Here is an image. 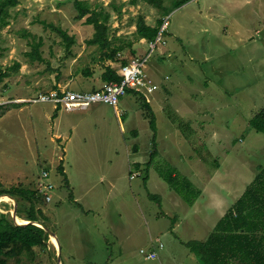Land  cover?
<instances>
[{"label": "rangeland", "instance_id": "374dc122", "mask_svg": "<svg viewBox=\"0 0 264 264\" xmlns=\"http://www.w3.org/2000/svg\"><path fill=\"white\" fill-rule=\"evenodd\" d=\"M88 1L110 13V38L132 43L123 52L128 61L148 52V41L135 34L136 19L142 15L153 26L163 17L160 9L143 0ZM17 3L7 8L8 25L0 23V70L7 73L0 78V105L8 109H0L1 116L6 113L0 116V182L38 191L46 171L53 188L49 201L38 191V207L55 237L49 236L44 250L35 249L34 260L24 255L10 264H186L172 227L178 224L181 239L201 238L219 219L221 203L203 191L188 207L158 170L171 166L201 187L218 168L211 184L223 185L217 193L222 205L231 206L264 165V134L248 126L264 107V0H190L167 15L165 45L145 67L151 75L158 62L155 81L172 88L162 104L146 97L159 152L147 173L152 132L138 95L121 96L118 111L104 103L67 112L27 102L52 89H99L103 66L116 69L118 63L99 61L97 48L86 45L93 29L75 18L72 0ZM49 24L66 30L74 43L67 48ZM33 36L41 41L42 60L27 55ZM148 194L159 195V202ZM175 197L181 200L177 207ZM26 202L0 195V214L12 219L14 204L25 213ZM152 247L160 249L159 259L140 253Z\"/></svg>", "mask_w": 264, "mask_h": 264}, {"label": "trees", "instance_id": "16d2710c", "mask_svg": "<svg viewBox=\"0 0 264 264\" xmlns=\"http://www.w3.org/2000/svg\"><path fill=\"white\" fill-rule=\"evenodd\" d=\"M143 1L160 9L163 17H165L170 11L190 0H172L169 7L162 5L163 0ZM72 2L77 11L75 18H84V23L91 25L93 29L91 36L85 40L86 45L97 48L99 61L118 63L116 69L110 64L103 66L101 81L103 83L120 82L121 76L117 69L119 66L127 64L128 59L123 56V52L131 48L132 43L123 40L115 41V39L110 38L108 24L110 13L107 10L98 5L92 6L88 0H72ZM136 2L137 0H130L132 4ZM17 4V0H0L1 25H8L6 20L7 8ZM114 8L120 12L118 7L115 6ZM163 17L151 26L146 23L142 15H139L135 24V34L138 40H153ZM49 25L62 38L67 48L74 43V38L69 36L66 30L52 24ZM40 46L41 41H36L35 36H33L31 50L27 54L32 60H42L39 53ZM131 52L135 53L133 50ZM83 73L89 75L91 71L85 68ZM6 75V72L0 70V78ZM126 93L136 94L142 99L144 115L152 132L150 143L153 148L148 159L143 163L144 172L147 173L159 153L156 145V117L144 94L132 88H127ZM0 109H3L2 112L8 110L4 105H0ZM55 115L53 114V117ZM171 120L174 121V118ZM248 126L250 129L264 134V107L254 112L248 119ZM135 165L139 168L140 163H135ZM60 170L63 173V170ZM158 174L188 205L193 204L201 193L191 180L179 175L176 169L171 166L166 167V169H159ZM0 195L17 198V201H27L28 209L25 213L20 212L17 207V217L43 225V212L38 207V201H41L42 195L38 194V191L20 186L5 187L0 182ZM148 197L157 202L160 199L159 195L156 194H148ZM48 240L47 232L39 226L33 223L17 225L6 214H0V264H10L11 260L19 263L24 255L30 261L34 260L37 255L35 249L44 250ZM183 244L196 257L199 264H264V165L257 167L253 180L217 221L205 240H189Z\"/></svg>", "mask_w": 264, "mask_h": 264}, {"label": "built area", "instance_id": "2783aa9c", "mask_svg": "<svg viewBox=\"0 0 264 264\" xmlns=\"http://www.w3.org/2000/svg\"><path fill=\"white\" fill-rule=\"evenodd\" d=\"M169 25L168 16L163 17L159 25L158 32L153 40L148 41V52L144 56L133 57L127 64L119 66L118 74L121 76L120 82L103 83L99 89L91 91L68 90V89H52L47 92H38L28 98L30 103H50L54 108L64 109L67 112L75 110H85L94 103H104L112 105L115 110L121 96L126 93L127 88L135 89L144 94L146 97L158 90V84L146 73L145 67L148 58L152 52L165 45L164 31ZM23 102L25 101L22 100ZM134 175L131 174V178ZM42 177L44 183H39L38 191L44 195L46 201L50 200L47 191L53 188V185L48 181V173L43 171ZM41 191V192H40ZM163 245L159 243L161 248ZM141 254L147 259H155L156 251L140 250Z\"/></svg>", "mask_w": 264, "mask_h": 264}, {"label": "crops", "instance_id": "0c3cea01", "mask_svg": "<svg viewBox=\"0 0 264 264\" xmlns=\"http://www.w3.org/2000/svg\"><path fill=\"white\" fill-rule=\"evenodd\" d=\"M144 39H142V41H143ZM140 43V42H139ZM158 63V62H157ZM157 63H153L152 65H151V67H150V71H151V75H149L154 81L156 80V79H158V77H159V75H158V72H159V65L160 64H157ZM93 76H95V75H93ZM169 79V76L168 75H165V77H164V80H168ZM156 83H157V81H155ZM158 84V83H157ZM159 84H160V86H159ZM158 84V86H159V88H158V90H156L154 93H152V94H150L149 96H147V97H150V100H151V102H154V103H157L158 105L159 104H162L161 103V100H163L164 98H165V100H166V98H170L171 96H172V88H171V86H170V84L169 83H159ZM161 86L162 87H167L168 89H169V91L167 90V92H170L168 95L166 94V93H164L163 92V90L161 89ZM160 92V93H159ZM159 93V94H158ZM18 99H21V98H17V99H13V100H18ZM148 99V98H147ZM148 101H149V99H148ZM168 101V103L170 102L169 100H167ZM150 102V101H149ZM151 102L149 103V104H151ZM171 103V102H170ZM169 103V104H170ZM171 104H173V103H171ZM51 109H56V108H54V106H52V108ZM118 111V110H117ZM6 115V113L5 114H3L2 116H5ZM1 116V117H2ZM198 162H200V163H202L200 160H201V157L199 156L198 157ZM219 170H218V168L214 171V173H212L209 177H208V183L207 184H204L203 186H201V187H199V186H197V185H195V183H193L200 191H201V193H200V195H202V193H203V191H205V192H209L210 193V197H214L215 199H218V202H220L221 203V205H217L216 207H217V209H219V211H220V216H219V219L226 213V211L228 210V208L230 207V206H228V205H222L223 204V201H222V199H221V197H222V193H217L218 192V190H220V191H222V188H223V185L222 184H217V183H214L213 185H215V186H212V184H211V181H213V178L214 177H216L219 173ZM197 174V172L194 174V176ZM213 192H215V193H213ZM217 193V194H216ZM199 195V196H200ZM199 196H198V198H199ZM197 198V199H198ZM196 199V200H197ZM237 199V198H236ZM235 199V200H236ZM183 200V199H182ZM196 200H195V202H196ZM234 200V201H235ZM181 200H179V198L178 197H175V201H174V205H176V207L178 206V204L179 203H181L180 202ZM233 201V202H234ZM185 202V201H184ZM186 203V202H185ZM187 204V203H186ZM233 204V203H232ZM231 204V205H232ZM188 205V204H187ZM189 206H191V205H188V207ZM193 211H199L197 208L196 209H194ZM17 217V216H16ZM180 217H178V219H179ZM178 219H174V220H178ZM218 219V220H219ZM20 220H24V221H26L25 219H21L20 218ZM217 220V221H218ZM217 221H216V223H217ZM20 223V222H19ZM215 223V224H216ZM215 224H214V226H215ZM213 226V227H214ZM173 228V234H174V240L177 242V243H179V245L182 247V249H180V256H183V261H184V263H186V264H199L198 263V261H197V259H196V257L189 251V249L183 244V242H186V241H189V240H205L207 237H208V235L210 234V232L212 231V229L210 230V231H208V232H205L204 234V236L203 237H201V238H195V237H190V238H188V239H181L180 237H178L177 236V228H178V224L176 225V226H174V227H172ZM156 251V254H157V256H156V258L155 259H159V257H160V252H158L160 249H158V248H153L152 247V249L151 250H149V251ZM176 253H178L177 251H176ZM179 254V253H178ZM145 259H147V258H145ZM148 260H152V259H148ZM154 260V259H153ZM161 263V262H160ZM103 264H108L106 261L103 263ZM109 264H114V262H110Z\"/></svg>", "mask_w": 264, "mask_h": 264}, {"label": "water", "instance_id": "95a60500", "mask_svg": "<svg viewBox=\"0 0 264 264\" xmlns=\"http://www.w3.org/2000/svg\"><path fill=\"white\" fill-rule=\"evenodd\" d=\"M6 196H8V195H6ZM8 197L9 198H12L10 196H8ZM11 217H12L13 221L15 222V224H17V225H24V224H27V223H33V224L39 226L40 228L44 229V231L47 232L48 236L55 237V234L51 230H49L48 228H46L44 225H42L41 223L31 222L29 220H26V222H24V223H17L16 220H15V218H16V203L14 204V209L11 211Z\"/></svg>", "mask_w": 264, "mask_h": 264}, {"label": "bare ground", "instance_id": "6f19581e", "mask_svg": "<svg viewBox=\"0 0 264 264\" xmlns=\"http://www.w3.org/2000/svg\"><path fill=\"white\" fill-rule=\"evenodd\" d=\"M6 198V197H5ZM18 218V217H17ZM15 220H16V218H15ZM26 222V221H25ZM17 223H19V222H17ZM21 223H24V222H21ZM55 242V241H54ZM57 245V244H56Z\"/></svg>", "mask_w": 264, "mask_h": 264}]
</instances>
